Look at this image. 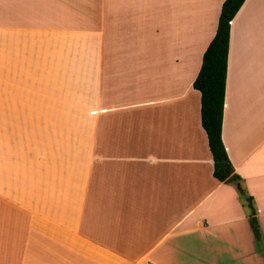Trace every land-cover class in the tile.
Returning <instances> with one entry per match:
<instances>
[{
    "label": "crops",
    "instance_id": "crops-1",
    "mask_svg": "<svg viewBox=\"0 0 264 264\" xmlns=\"http://www.w3.org/2000/svg\"><path fill=\"white\" fill-rule=\"evenodd\" d=\"M224 2L97 0L90 29L80 0H0V264H264L193 85ZM223 140L264 236V0L231 23Z\"/></svg>",
    "mask_w": 264,
    "mask_h": 264
},
{
    "label": "trees",
    "instance_id": "trees-1",
    "mask_svg": "<svg viewBox=\"0 0 264 264\" xmlns=\"http://www.w3.org/2000/svg\"><path fill=\"white\" fill-rule=\"evenodd\" d=\"M246 0H225L219 18L215 37L203 55L200 72L194 81V88L201 93V119L209 147L214 158V176L222 182L235 184L254 235L261 246L264 236L253 197L242 184V177L236 173L223 140L224 108L228 77V59L231 38V23Z\"/></svg>",
    "mask_w": 264,
    "mask_h": 264
},
{
    "label": "rangeland",
    "instance_id": "rangeland-1",
    "mask_svg": "<svg viewBox=\"0 0 264 264\" xmlns=\"http://www.w3.org/2000/svg\"><path fill=\"white\" fill-rule=\"evenodd\" d=\"M82 3L81 6L79 7H87L88 10L86 13H88V18H89V28L95 29V18H96V2L97 0H80ZM70 4L69 2L66 1V4ZM72 5V4H70ZM76 6V5H73ZM86 20V17H85ZM87 53L85 54V57L88 56L89 58L92 56L93 49L96 48V43L95 41L92 42L90 45H87ZM79 51V49H78ZM83 65L84 69L81 70L79 69V66ZM85 70V71H84ZM73 81H74V101L79 102V88H80V77L81 75L84 76L85 78H89L90 84L88 85L89 87V92L93 89V85L95 86V62H86L84 64H81V62L74 61L73 62ZM91 97V94L89 95V98Z\"/></svg>",
    "mask_w": 264,
    "mask_h": 264
}]
</instances>
